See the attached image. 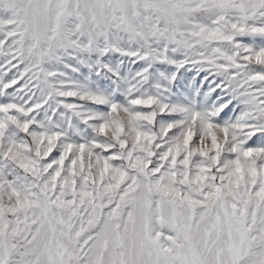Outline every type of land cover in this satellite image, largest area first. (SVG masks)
Segmentation results:
<instances>
[{
    "label": "snow or ice",
    "instance_id": "6c2138e0",
    "mask_svg": "<svg viewBox=\"0 0 264 264\" xmlns=\"http://www.w3.org/2000/svg\"><path fill=\"white\" fill-rule=\"evenodd\" d=\"M0 264H264V0H0Z\"/></svg>",
    "mask_w": 264,
    "mask_h": 264
}]
</instances>
